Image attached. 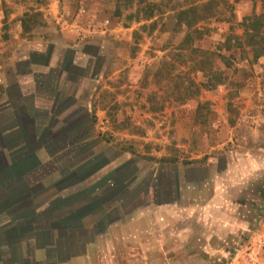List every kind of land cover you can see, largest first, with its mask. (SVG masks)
<instances>
[{
  "label": "rangeland",
  "instance_id": "rangeland-1",
  "mask_svg": "<svg viewBox=\"0 0 264 264\" xmlns=\"http://www.w3.org/2000/svg\"><path fill=\"white\" fill-rule=\"evenodd\" d=\"M214 1L0 0V104L17 103L22 85L52 114L50 144L76 139L47 157L57 177L96 155L56 185L68 205L50 213L72 212L83 230L93 228L73 248L81 254L59 264H232L264 229V55L219 51L228 36H243L244 18L264 9L261 0ZM190 8L203 36L198 52L179 53L185 27L177 13ZM147 13L151 19L135 21ZM206 15L213 17L201 20ZM219 53L233 56L231 68ZM206 56L223 82L190 98L193 83L207 81L193 70ZM28 158L20 165L30 168ZM114 176L110 195L86 206L90 191ZM206 202L215 213L198 208ZM212 219L238 223L224 244L231 251L210 261L204 245Z\"/></svg>",
  "mask_w": 264,
  "mask_h": 264
},
{
  "label": "crops",
  "instance_id": "crops-1",
  "mask_svg": "<svg viewBox=\"0 0 264 264\" xmlns=\"http://www.w3.org/2000/svg\"><path fill=\"white\" fill-rule=\"evenodd\" d=\"M16 86L17 103L4 101L0 104V106L2 105L8 108L0 113V126H3L5 123H7V125L16 123L18 127L5 133L3 138H9L14 133L19 134L24 142L25 152L23 154L14 152L12 154L14 158L12 159L9 157L11 152L6 150L2 152L0 150V182L9 177L6 186L0 187V204L3 202L5 205L8 203L9 206L16 204L12 207L5 206L0 209V219L2 217L4 218L3 222H0V243H3L0 247L1 256H3V260L0 261V264H49L51 261H48L46 258L48 250L42 248L38 249L33 240H25L24 242V240L20 239L22 236L20 228L22 225L24 226L26 224L27 219L25 218L21 220V222H17L15 219L29 215L33 212V208L36 209L37 213L42 211L51 201L62 198V194L64 193V191L60 192L56 188L59 178L57 177L58 170L53 167V164H49V160H47L49 156L46 149L37 144V135L43 130V124H47L48 122V119L44 121L43 116L51 118L52 114L48 112L49 110L47 108H41L36 105L34 101L35 94H29L22 90V85L17 84ZM4 90L5 93H7L8 86H6ZM54 91L57 96H59V94L62 96L63 94L58 90L57 85ZM58 101L59 99L57 98L56 102ZM52 103L53 107L54 102ZM59 103L63 104V101H59ZM8 117L9 119L7 122ZM15 155L17 156L15 157ZM24 158L31 160L32 164L30 168L20 165L21 162H19V160L22 161ZM10 178L12 179L9 181ZM53 188H55L56 191ZM15 199L17 201L13 203ZM206 200L210 201L208 199ZM206 203L200 205L198 208H200L204 214L215 213L211 208L212 205ZM41 205L45 206L38 209ZM228 207L229 204L225 203L217 210H226ZM15 208L16 210H14ZM212 222V225L208 228V235L205 237V239H209L204 245L205 251L213 253L214 255L210 261L215 258L220 259L222 252L224 254L230 250L226 248L224 244L226 239L231 238L229 234L233 232L232 228L238 223L237 221H231L228 225H222V222L221 224L216 221L214 223L213 219ZM238 228L240 227L238 226ZM23 232L27 237L29 233L26 231ZM31 236L32 235L29 237ZM19 240L21 241L19 242ZM232 262V264H245L248 262L252 264H264V229L261 233L256 235L254 244L246 251L233 258ZM53 264L55 263L53 262Z\"/></svg>",
  "mask_w": 264,
  "mask_h": 264
},
{
  "label": "trees",
  "instance_id": "trees-1",
  "mask_svg": "<svg viewBox=\"0 0 264 264\" xmlns=\"http://www.w3.org/2000/svg\"><path fill=\"white\" fill-rule=\"evenodd\" d=\"M41 1V0H36ZM216 4L214 0H208V2ZM210 3H207L208 5ZM261 6L262 9H264V0H261ZM119 9V7H118ZM146 9V8H145ZM196 8L188 9V10H181L177 13V23L185 27L184 36L182 37L180 43L177 46V49L179 53L186 52V51H194L198 52V49L194 47V44L199 41L202 38V31L197 26L200 22V17L198 18L196 14ZM153 16V13H147V15L139 17H135L136 22H140L143 18H149L151 19ZM213 15H206L205 17H201V20H208L212 18ZM133 19H129V22L132 23ZM25 21L23 20L22 23ZM146 25L143 26L145 28ZM242 27L244 28V34L242 37H234L232 35L228 36L223 44L219 46V51H224L225 53H231L233 50L241 49L243 50H249L252 53V56L254 59L259 58L264 55V35L261 34L262 30L264 29V12L259 15H253L251 17L244 18L242 21ZM259 39V41H257ZM214 53H209L208 55H212ZM233 56H225L219 53L218 60L221 62V64L225 68H231L233 66L234 60ZM252 59V61L254 60ZM211 59L209 56L202 61L193 63V66L197 69H193L194 71L203 72L204 74H208L207 81L198 84L199 86H194V91L191 92V97H196L200 91L201 88H207V89H213L215 86H218L222 84L223 82V76L221 72L218 70L213 69V63H211ZM48 61H46L47 63ZM209 64L208 67H204V64ZM201 64V65H200ZM46 65V64H45ZM51 89L54 91L55 86H51ZM59 89V88H58ZM61 97V96H60ZM6 106V105H5ZM5 109H8L7 107L0 106V113H2ZM49 115V114H48ZM12 118V117H11ZM9 117L7 118L8 122ZM44 121L48 118L46 116H43ZM6 121V120H5ZM4 121V123H5ZM15 124L7 125L5 123L3 126H0V150L11 152L9 157L14 158V155H12L14 152L18 154H23L25 152L24 149V142L22 141V138L19 134L14 133L9 138H3L4 134L7 132H10L11 130L17 128ZM43 130L40 131V134L37 135V144H39L42 148L46 149L49 157H52L54 154L63 151L65 148H67L70 145H73L77 143V141L73 139H65V141H59L57 143L58 145L54 146L53 144H50L49 136L51 135L52 128H48V124H43ZM80 137V136H76ZM73 137V138H76ZM80 139V138H79ZM77 139V140H79ZM68 140V141H66ZM17 155H15L16 157ZM96 160V155L91 152L83 159L79 160L77 164H75L71 169L64 170L62 173H60L59 179L57 181V184H61L65 182L70 176L73 177L74 175H78L79 170H81L83 165L85 164H91ZM77 161V160H74ZM160 163H174L176 161H172L170 159H167L165 157H162L159 159ZM196 161H192L186 164L195 163ZM102 168V167H101ZM101 168L97 169L95 171L96 174ZM92 175V174H91ZM90 175V176H91ZM67 176H69L67 178ZM8 178H5L3 181L0 182L1 185H4L8 183ZM88 178V177H87ZM86 178V179H87ZM85 179V180H86ZM116 177L114 176L110 180H106L104 182L99 183L95 189L90 191L88 194L87 204L89 207H92V210L94 208L93 203H96L99 201L98 199L101 197L100 195L104 194L108 190V196L110 195V189H112L115 185L114 181H116ZM113 182V183H111ZM111 185H108L110 184ZM116 187V186H115ZM10 205L9 207L15 206ZM68 205V202H65V200H53L51 201L47 207L46 210L42 213H37L36 209L33 208V212H31L29 215L25 217H21L18 219H15L17 222H21V220L27 219L26 224L21 226L20 230L26 231L27 233V240H33V242L36 244V247L38 249H45L47 251V260L51 261L54 260L56 264L66 262L72 257H75L77 255H80L81 252L77 251L75 252L73 248L79 243V237L81 236V233L88 234L92 229L83 230V222L82 219H76L75 214H72V212L66 217H62L63 219H57V217L54 214H51L50 212L54 213V211L58 210L60 207ZM39 206V205H37ZM99 211V209H95L94 211H91V214H95ZM94 228H96V234L100 232L99 225L97 223H94ZM18 230V231H20ZM32 235L31 237H29ZM93 236L90 237L92 239ZM21 240H19L20 242ZM23 242V241H22ZM25 242V241H24ZM3 243H0V247ZM0 251V261L3 260V256H1Z\"/></svg>",
  "mask_w": 264,
  "mask_h": 264
}]
</instances>
